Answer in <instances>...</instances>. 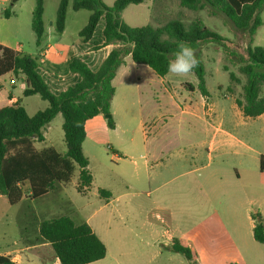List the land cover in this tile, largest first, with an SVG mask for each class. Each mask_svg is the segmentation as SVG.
Wrapping results in <instances>:
<instances>
[{
    "label": "rangeland",
    "instance_id": "rangeland-1",
    "mask_svg": "<svg viewBox=\"0 0 264 264\" xmlns=\"http://www.w3.org/2000/svg\"><path fill=\"white\" fill-rule=\"evenodd\" d=\"M151 1L143 0L135 9L128 7L122 20L131 27L149 23L155 26L171 19L185 24L198 20L223 38L221 45L204 43L197 50L208 91L202 115L193 114L194 102L201 98L199 91L186 87L191 84L196 88L193 73L182 80L168 74L167 84L172 88L164 95L159 90V77L127 56L114 84L109 114L116 128L107 126L106 115L86 123L82 150L92 176L89 189L83 193L77 190L79 169L74 165L71 181L63 187L64 197L73 208L62 205L48 213V199L26 198L11 206L2 197L0 254L22 255L30 264H38L32 258L36 253L40 260L52 264L48 246L25 249L26 240L35 236L33 223L69 215L77 224L88 218L98 223L95 229L107 255L97 264H192L194 260L196 264H236L235 245L246 256L240 264H264V245L254 241L251 222L254 213L264 220V171L259 169L260 156H264V115L244 117L234 102L241 98L240 87L227 90L229 73L240 77L238 57L245 56L249 37L222 13L209 7L190 11L180 7L178 0H154L149 19L147 8ZM102 2L109 6L113 0ZM34 4L35 0H0V41L19 47L32 58L38 53L31 29ZM5 9L11 13L8 19L3 16ZM56 9L57 0H44L46 26L55 18ZM135 13H140L141 18ZM88 16V11H73L69 6L63 38L77 41ZM261 20L262 25L252 37V47L264 45V11ZM102 26L100 22L94 41L102 39ZM102 59L98 55L88 67L95 70ZM78 79L76 75L68 87ZM48 83L56 94L49 79ZM21 88L24 83L19 76H4L0 80V106L9 105L10 97L21 98L29 116L48 106L38 95L23 97ZM179 92L189 96L186 102L193 112H182L185 104ZM62 122L58 114L44 126V141H35V148L63 154ZM216 128L233 137L215 133ZM211 140L215 145L209 151ZM99 190L108 195L100 196ZM173 238L192 244L193 261L170 250ZM194 245L199 258L194 254Z\"/></svg>",
    "mask_w": 264,
    "mask_h": 264
},
{
    "label": "trees",
    "instance_id": "trees-1",
    "mask_svg": "<svg viewBox=\"0 0 264 264\" xmlns=\"http://www.w3.org/2000/svg\"><path fill=\"white\" fill-rule=\"evenodd\" d=\"M58 5L53 21L54 32L61 34L65 28L68 6L73 11L89 12L86 25L78 32V37L89 41L100 21H103V47L113 45L107 56L95 70L78 59L72 58L67 69L71 75H77L78 81L65 90L53 93L39 72L37 58L17 53L0 45V76L11 72L24 83L23 97L38 95L48 106L29 116L21 105V98L12 104L0 108V196L5 197L11 206L17 205L24 198L36 200L58 185L71 181L74 165L79 169L77 190L83 193L92 182L88 159L82 144L86 138L87 121L98 115L110 114V103L114 96L112 80L117 69L124 64V59L144 65L158 77L167 75L168 61L177 45L187 43L194 49L204 43L220 44L223 38L211 31L200 21L185 24L179 19L164 23L146 24L141 27L128 26L121 17L128 5H138L143 0H115L111 6L102 0H57ZM180 7L190 11H201L206 7L225 15L234 27L249 37L245 56L238 57V73H229V86L241 89V98L235 99V105L247 118L264 115V45L252 47V37L262 25L261 12L264 0H178ZM44 0H35L31 13V29L35 45L42 51L45 38L43 20ZM4 18L11 16L9 10L3 12ZM198 57V56H197ZM199 59V57H198ZM193 70L197 78L194 88L187 84L189 91L197 89L202 97L208 95L205 83L203 63ZM62 116V131L65 152L60 154L53 149L38 150L34 142H43L42 128L49 124L56 115ZM107 126L114 128L112 118L107 119ZM259 169L264 171V156H260ZM100 196L108 195L99 190ZM254 225L253 239L264 244V220L259 213L251 216ZM35 236L26 240L30 246L47 245L59 264H90L106 256V246L91 230L86 222L76 224L67 215L43 219L33 223ZM170 250L193 261L189 247L172 239ZM0 264H16L9 256L0 255ZM192 264H196L194 261ZM235 264V263H229Z\"/></svg>",
    "mask_w": 264,
    "mask_h": 264
},
{
    "label": "crops",
    "instance_id": "crops-1",
    "mask_svg": "<svg viewBox=\"0 0 264 264\" xmlns=\"http://www.w3.org/2000/svg\"><path fill=\"white\" fill-rule=\"evenodd\" d=\"M114 1L115 0H113V2ZM153 2H154V0L151 1V5L147 8L149 19L151 18V12H152L151 9H152ZM142 4H143V2L141 4H138V5L131 4V5H128L126 7V9L128 7H130V8L133 7V9H135L137 7H140V5H142ZM57 5H58V2H57ZM108 5L111 6L110 4H108ZM126 9H124V11ZM135 15H137L138 19L141 18V14L140 13H135ZM53 21H54V19L51 20L48 23L47 26L45 25V38H44V42L42 44V51L39 52V49L37 48V50H38L37 57H38V61H39V64H40V68H39L40 74L42 75L43 79L45 80V82L47 83L49 88L51 86L48 83V79H49V81L51 83H53L54 88L56 89V94H57V93L65 90L68 87V84L72 80L76 79V75H73L74 78L70 79V75H69L70 73H69V71L67 69V64L72 58H78V59L84 61L89 66V64H92L93 62H95L97 60L98 55H99V57L103 56V59H104L107 56V54L109 53V51L114 46L113 45H108V46H104L103 47L102 30H103L104 24H103L102 28L100 29V34H101L102 39L94 41V34L96 32V29H97L98 25L100 24V22H103V21H100L98 23V25H97V27H96V29L94 31L93 37L87 42H83L79 37H78L79 39L77 41H66L63 38L64 31L61 34H56L54 32ZM65 25H66V21H65ZM64 30H65V28H64ZM48 34H52L54 36V39H48L47 38ZM0 45L5 46V47L17 52V53H22L20 51L19 47H15L14 48V47H12V46H10L7 43H4L2 41H0ZM126 63H127L126 59H124V64L121 65L117 69L115 77L112 80V86L113 87H114V84L116 82L117 77L122 72V70H123L124 66L126 65ZM10 74H11V72H8V73H6L4 75H1L0 76V80L4 76L10 75ZM167 78H168V74L165 75L164 77H159V90L161 92H163L164 95L172 88V86H169L167 84ZM156 79L158 80V78H156ZM167 87L169 89H167ZM22 90H23V88H21V90H20L21 93H22ZM114 94H115V89H114ZM178 96L182 97L183 104H185L184 108L182 109V112L185 113V114L194 111L193 114L194 113H198L201 116L204 107L207 106L206 100L204 99V97L201 96L199 101L197 100L196 102H194V110L191 111L192 110L191 104L186 102V99H189V96H182L181 92L178 93ZM16 99H19V98L10 97V101H9L10 104L14 103L16 101ZM113 99H114V96H113L112 101L110 103V108H111ZM1 107H4V106H0V108ZM98 116H96V117H98ZM96 117H94V118H96ZM115 128H116V124L114 123V128L113 129H115ZM85 129H86V125H85ZM215 133H221L222 135H224L226 137L227 136L228 137H233L230 133H228V132H226V131H224V130H222L220 128H216ZM214 145H215V141L211 140L209 142V148H210L209 151H212L214 149ZM63 187H64V185H58V186L55 187L54 190L48 192L43 197L39 198V199H48V200H46L47 201L46 211L48 213H51V212H54V211L58 210L60 207H62V205L65 206V207L68 206L70 208H73V204L69 201V199H65V197H64V191H63L64 188ZM2 197L3 196H0V199ZM52 197H53L54 200H52ZM25 199L26 198H24L22 201H24ZM22 201L20 203H22ZM109 202L110 201H107V203H109ZM67 216H69V215H67ZM69 217H71V216H69ZM91 221H92V223H91ZM82 222H86L90 226L91 230L98 236V238L102 242H104L103 239L100 237V235L96 232L95 227L99 228L97 222L93 221V219H90V218L85 219V221H81L80 223H82ZM251 222H252V219H251ZM252 229H253V223H252ZM196 239L197 238H194V244H195ZM180 243L185 245V246H187V247H189L191 252H192V244L191 243H189V244H186L184 242H180ZM262 245H264V244H262ZM38 246H42V245L30 246L29 243H26L25 249L38 247ZM45 246H47V245L45 244ZM164 246L166 247L167 245H164ZM235 249H236L235 250V252H236L235 262H236V264H240L239 261L242 260V259L245 260L246 256L244 255V250H242L240 246L235 245ZM194 254H195V256L197 258H199L198 253L195 251V245H194ZM0 255H5V256H9L10 257L9 253H6V252H4L3 254H0ZM106 255H107V250H106ZM192 255H193V253H192ZM105 257L103 259H105ZM10 258L16 264H30V262L28 261V258L27 257H23L22 255H18L17 254L14 257H10ZM32 258L34 260H36L38 264H49L48 260H40L39 255L36 254V253L33 254ZM102 260H99V261H96V262H93V263H90V264H97V263H99ZM52 264H59V262H58L57 259H54Z\"/></svg>",
    "mask_w": 264,
    "mask_h": 264
},
{
    "label": "clouds",
    "instance_id": "clouds-1",
    "mask_svg": "<svg viewBox=\"0 0 264 264\" xmlns=\"http://www.w3.org/2000/svg\"><path fill=\"white\" fill-rule=\"evenodd\" d=\"M47 38L54 39V36L48 34ZM199 63L196 49L182 42L177 45V50L172 53L168 61L167 73L174 78L182 80L188 77L199 66Z\"/></svg>",
    "mask_w": 264,
    "mask_h": 264
},
{
    "label": "water",
    "instance_id": "water-1",
    "mask_svg": "<svg viewBox=\"0 0 264 264\" xmlns=\"http://www.w3.org/2000/svg\"><path fill=\"white\" fill-rule=\"evenodd\" d=\"M12 1H15V0H12ZM105 117H106V119H109L111 116L109 114H107Z\"/></svg>",
    "mask_w": 264,
    "mask_h": 264
},
{
    "label": "built area",
    "instance_id": "built-area-1",
    "mask_svg": "<svg viewBox=\"0 0 264 264\" xmlns=\"http://www.w3.org/2000/svg\"><path fill=\"white\" fill-rule=\"evenodd\" d=\"M0 13H1V10H0Z\"/></svg>",
    "mask_w": 264,
    "mask_h": 264
}]
</instances>
